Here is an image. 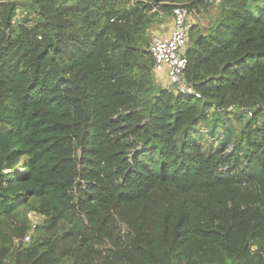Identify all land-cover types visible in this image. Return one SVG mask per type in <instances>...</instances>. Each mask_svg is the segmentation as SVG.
Returning <instances> with one entry per match:
<instances>
[{"label": "trees", "instance_id": "1", "mask_svg": "<svg viewBox=\"0 0 264 264\" xmlns=\"http://www.w3.org/2000/svg\"><path fill=\"white\" fill-rule=\"evenodd\" d=\"M147 1L0 0V264H264V0L192 25L201 97L156 84Z\"/></svg>", "mask_w": 264, "mask_h": 264}, {"label": "built area", "instance_id": "2", "mask_svg": "<svg viewBox=\"0 0 264 264\" xmlns=\"http://www.w3.org/2000/svg\"><path fill=\"white\" fill-rule=\"evenodd\" d=\"M205 4H218L221 0H203ZM151 5V13L164 16L170 10L174 27L169 36L155 35L151 42L150 51L154 60V68L163 72L169 79L168 85L184 94L201 97L200 92L185 77V70L188 64L186 49L189 42L190 29L194 22V16H198L200 10L197 7H190L182 3H170L163 1H147ZM170 4V8L163 7ZM196 18V17H194ZM36 223L32 228L36 229ZM23 241H31V235L27 234Z\"/></svg>", "mask_w": 264, "mask_h": 264}, {"label": "rangeland", "instance_id": "3", "mask_svg": "<svg viewBox=\"0 0 264 264\" xmlns=\"http://www.w3.org/2000/svg\"><path fill=\"white\" fill-rule=\"evenodd\" d=\"M189 1V0H188ZM188 3L184 4H189ZM219 4V3H218ZM218 4H205V5H199L197 7L201 14V20H206V22H210L217 16L218 12ZM198 15V17H199ZM197 18V16H194ZM193 17V19H194ZM192 19V21H193ZM163 72H159L157 70H154V76L156 84H158L161 87H164L165 85L162 82V76H159ZM164 81H167V79ZM163 84V85H162ZM170 85H167L165 87H168ZM237 115L234 112H227V111H218L215 110V108H210L208 110V113L206 115V118L196 125L195 132H196V138L200 140V142L206 147H221L223 143H227L228 145H231L233 141L238 136L239 126L241 125L240 122L237 120ZM25 214V211H24ZM27 217L29 219L28 224V230L22 237H17L15 239L16 243L22 242L24 237L27 234L31 235V241L28 243H31L34 239H36L38 236H46V233H41L40 235L37 233L36 229L32 228L33 223H36V225H40L44 221V216L41 214H38L36 212H28ZM26 218L25 215L21 216L20 219L24 220ZM14 223L18 225V227L22 226L20 220H15ZM26 224V225H27ZM58 238V237H56ZM24 244L25 243L23 241Z\"/></svg>", "mask_w": 264, "mask_h": 264}, {"label": "crops", "instance_id": "4", "mask_svg": "<svg viewBox=\"0 0 264 264\" xmlns=\"http://www.w3.org/2000/svg\"><path fill=\"white\" fill-rule=\"evenodd\" d=\"M190 1V0H189ZM188 0H178V1H175L173 3H188L189 2ZM156 20L155 22L151 25L150 29H149V32H150V37H151V42H152V39L155 35H162V36H169L173 30V27H174V23H173V18L171 16V13H170V10L168 9L167 10V13L166 15L164 16H161V15H156ZM193 22L194 23H200L204 26H206V24H208L209 22H206V20H201V14L199 15V17L197 16V18H194L193 19ZM211 23V21H210ZM159 76H162L161 80L162 82H164L163 84L165 86L168 85L169 83V79L167 77V75L165 73H162L160 74ZM164 79L167 81H164ZM162 84V85H163Z\"/></svg>", "mask_w": 264, "mask_h": 264}]
</instances>
